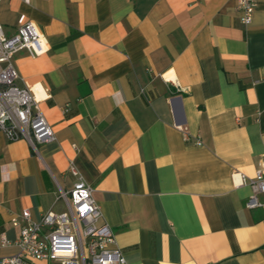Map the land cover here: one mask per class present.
<instances>
[{"label":"crops","instance_id":"1","mask_svg":"<svg viewBox=\"0 0 264 264\" xmlns=\"http://www.w3.org/2000/svg\"><path fill=\"white\" fill-rule=\"evenodd\" d=\"M48 50L12 56L16 85L46 94L55 139L0 131V256L14 216L63 210L72 161L129 264H264V0H1L7 34L28 21ZM28 264H59L27 258Z\"/></svg>","mask_w":264,"mask_h":264},{"label":"built area","instance_id":"2","mask_svg":"<svg viewBox=\"0 0 264 264\" xmlns=\"http://www.w3.org/2000/svg\"><path fill=\"white\" fill-rule=\"evenodd\" d=\"M1 1V0H0ZM240 12L242 23L252 21L259 0H231ZM47 41L39 26L32 20L20 24L16 31L7 34L0 23V131L9 140L24 138L33 147L55 139V133L40 108L46 97L33 86L19 87V74L12 56L25 49L35 57L48 50ZM264 78V67H262ZM69 171L77 179L70 190L60 189L57 199L64 203L63 210H48L33 219L28 209L12 217L11 223L18 227L14 254L0 256V264H28L27 258L48 259L59 264H129L118 248L109 247L114 241L110 227L99 223L101 210L92 195V187L84 180L72 161ZM237 183L248 182L252 193L245 205L249 208L261 205L258 193H264V158L247 179L234 171ZM4 236L0 244H9Z\"/></svg>","mask_w":264,"mask_h":264}]
</instances>
